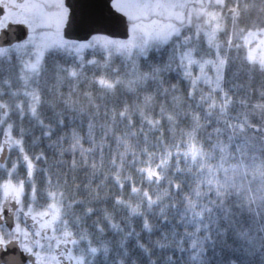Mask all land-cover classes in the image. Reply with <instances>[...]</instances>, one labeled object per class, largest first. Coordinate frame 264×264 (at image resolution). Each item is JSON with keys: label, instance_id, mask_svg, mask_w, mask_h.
<instances>
[{"label": "snow or ice", "instance_id": "1", "mask_svg": "<svg viewBox=\"0 0 264 264\" xmlns=\"http://www.w3.org/2000/svg\"><path fill=\"white\" fill-rule=\"evenodd\" d=\"M73 2L0 0V114L11 97L22 137L14 141L13 124L4 131L0 119V264L107 260L109 232L123 231L112 222L117 212L137 239L136 221L149 234L171 233L181 264H211L208 245L215 251L218 239L229 253H220L221 264H264V236L255 243L251 216L244 220L252 204L264 207V168L257 188L237 183L242 166L232 151L233 141L248 137L243 123L232 122L238 81L264 78V6L104 0L123 22L114 34L72 24ZM90 2L75 0L82 8ZM77 30L86 34L70 35ZM65 86L69 96L84 86V95L105 101L100 137L92 122L99 106L87 123L81 110L78 125L54 111ZM235 147L242 160V145ZM14 151L8 166L5 153ZM101 169L103 197L100 185L93 188ZM154 186L165 189L166 207L153 200Z\"/></svg>", "mask_w": 264, "mask_h": 264}, {"label": "trees", "instance_id": "2", "mask_svg": "<svg viewBox=\"0 0 264 264\" xmlns=\"http://www.w3.org/2000/svg\"><path fill=\"white\" fill-rule=\"evenodd\" d=\"M250 3L255 2V0H249ZM262 6H264V0H259ZM264 10V9H262ZM255 15V13H253ZM241 85V88L238 89V95L234 99L236 100L235 106L232 110V115L237 116L238 120H233V124L243 123L244 128L239 129L240 131H245L248 134L247 139L244 137H238L233 141L232 151L236 155V160L241 163V170L237 173V183L241 180L247 184L251 182L253 189L257 188L261 183L260 170L264 168V111L257 108V104L264 103V100L258 99L259 92L257 89H264V78H257L249 82L247 76L242 75L238 81ZM6 90V89H5ZM85 89L84 86H81L79 90H72L71 95L69 96V90L65 86L63 88V96H57L54 98V111L62 112L64 119L66 121L71 118H77L76 124H79V117L81 116V110H83V118L85 123L88 122L87 113H97V106H99V112L95 115L94 120L92 121L95 125L93 131L97 137H100L102 132V125L105 122L104 117V104L105 101L100 99L97 94H93L91 98L84 95ZM244 100L245 102L241 103L240 101ZM9 107L6 108V113L2 114V119L6 120L7 123L4 124V131H7L8 124H13V140L22 139L19 136L16 129L19 127V121L16 118V106L15 102L8 97ZM30 116V113L28 114ZM110 122V121H109ZM25 129H29V123L26 119L24 122ZM257 129H260V132H257ZM84 134L87 133V128L80 129ZM37 134L39 129H36ZM254 134V135H253ZM242 145L243 159L241 160V152L236 151V145ZM88 147L87 144L84 145ZM13 147H16L13 144ZM25 147L30 149V145ZM65 148H70V145L65 142ZM12 154H16L14 151ZM17 156V155H15ZM14 156V157H15ZM79 158V157H77ZM66 160H69L70 157H65ZM52 162H50L51 165ZM234 163V162H230ZM246 169L248 171V176H243L242 172ZM38 180H42V177L38 176ZM104 170L101 169L93 183V188L96 185H100V195L103 197L107 189L104 187ZM110 187V185H109ZM166 187V186H165ZM164 188L156 189L153 187V200H156L160 207H166L168 198L163 195ZM71 192V187L69 188ZM95 193H93L94 195ZM159 197V199H157ZM133 207L137 205L140 206V214L145 212V207L138 200L130 201ZM259 209L261 215H256V211ZM111 213V209H109ZM159 212V210H157ZM250 213V214H249ZM249 213H246L244 220L245 223H249L251 216V223L249 227L252 231V238L255 243H259L260 237L264 236V233L260 232V229L264 227V207H261L259 201L252 204ZM116 218L112 221L113 223L121 224L122 232H109V239L111 241L108 244L109 254L107 260H104L101 257V260L97 264H119V261H123V264H152L154 261L155 264H173L172 260L169 257L175 259V264H181V259L177 251V245L175 239L169 233L167 239L164 238L163 233L160 231H155L149 234L148 230H142V225L136 221L135 229L136 232L140 233L139 239L134 233L127 235L131 231L130 226H125V223H122L121 217L125 215L122 212H117ZM147 219V217H145ZM148 223L151 224V220H148ZM121 240L124 241L121 245ZM229 241L233 244L238 242L233 241L231 235L229 236ZM241 247H246V245H241ZM208 258H211V264H221V260L218 258L220 253L223 252L224 256H228V251L225 248L221 240H217L215 244V251H212L213 245H208ZM206 258V259H208Z\"/></svg>", "mask_w": 264, "mask_h": 264}, {"label": "water", "instance_id": "3", "mask_svg": "<svg viewBox=\"0 0 264 264\" xmlns=\"http://www.w3.org/2000/svg\"><path fill=\"white\" fill-rule=\"evenodd\" d=\"M74 12L70 18V22L74 25H80L88 31L111 32L117 33L122 28L123 22L116 17L107 7L104 0H91L86 8L73 2ZM85 31L77 30L70 32V35L83 37ZM5 42L0 38V43ZM7 158V154L5 153Z\"/></svg>", "mask_w": 264, "mask_h": 264}, {"label": "rangeland", "instance_id": "4", "mask_svg": "<svg viewBox=\"0 0 264 264\" xmlns=\"http://www.w3.org/2000/svg\"><path fill=\"white\" fill-rule=\"evenodd\" d=\"M0 119H2L1 114H0ZM14 160H15V159L10 158V159L8 160L7 165H8V166H11V165L13 164V161H14Z\"/></svg>", "mask_w": 264, "mask_h": 264}, {"label": "flooded vegetation", "instance_id": "5", "mask_svg": "<svg viewBox=\"0 0 264 264\" xmlns=\"http://www.w3.org/2000/svg\"><path fill=\"white\" fill-rule=\"evenodd\" d=\"M2 139H3V136H0V140H2ZM11 190H13V191H14L15 189H14V188H12Z\"/></svg>", "mask_w": 264, "mask_h": 264}]
</instances>
